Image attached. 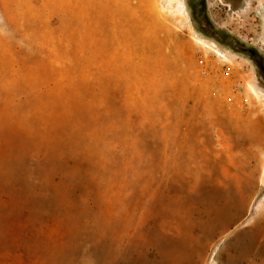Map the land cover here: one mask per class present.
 <instances>
[{"label": "rangeland", "instance_id": "rangeland-1", "mask_svg": "<svg viewBox=\"0 0 264 264\" xmlns=\"http://www.w3.org/2000/svg\"><path fill=\"white\" fill-rule=\"evenodd\" d=\"M209 120L262 144L222 160L260 188L197 264H264V0H0V264H194Z\"/></svg>", "mask_w": 264, "mask_h": 264}, {"label": "crops", "instance_id": "crops-1", "mask_svg": "<svg viewBox=\"0 0 264 264\" xmlns=\"http://www.w3.org/2000/svg\"><path fill=\"white\" fill-rule=\"evenodd\" d=\"M157 123H164V120H157ZM207 126L209 129V135L204 136L203 152L206 158L211 160H219L220 173L217 176V181L209 183V189L213 191H220V196L214 199L211 207V215L208 220L209 226H203L199 223L195 226V229L190 232V236L185 238L182 247L189 250L194 254V264H197L198 257H207V246L209 248L213 245L214 241H217L220 236L224 235L230 228L232 229L236 224L242 222L249 214L250 206L260 188L259 170L258 167L254 169L251 175L248 173L247 180L250 181L251 187L246 188L244 184H229L222 175L227 174V169L222 163V160H229L227 163H231L233 168H237V160L244 156H250L253 159L259 158V152L261 149L260 142L249 141V135L244 136L247 141L238 143L237 141H231L235 139L227 135L220 133L218 127L221 125L219 121L209 120ZM154 127V125L150 126ZM150 132L154 134L145 135L141 134L140 139L142 143L147 142L151 148H155V151L159 153L161 147L164 145V150L168 151L170 147L166 144L172 142V136L158 134V130L150 128ZM163 144V145H161ZM166 145V146H165ZM167 157V155H165ZM228 167V164H227ZM231 175H237L238 173L230 169ZM239 175V174H238ZM244 175V174H243ZM244 177V176H243ZM232 186V188H231ZM234 186V187H233ZM236 191L237 194H229V191ZM224 233V234H223ZM232 246V244H231ZM231 248V247H230ZM231 250V249H230ZM230 254H232L230 252ZM227 253L219 257L217 261H206V264H244L243 258H235L230 263L227 260Z\"/></svg>", "mask_w": 264, "mask_h": 264}, {"label": "built area", "instance_id": "built-area-1", "mask_svg": "<svg viewBox=\"0 0 264 264\" xmlns=\"http://www.w3.org/2000/svg\"><path fill=\"white\" fill-rule=\"evenodd\" d=\"M198 64L201 69V74L206 76L208 74V62L202 56L198 59Z\"/></svg>", "mask_w": 264, "mask_h": 264}]
</instances>
